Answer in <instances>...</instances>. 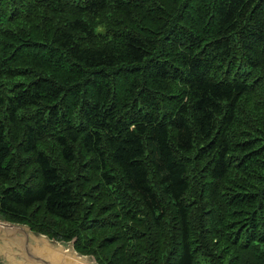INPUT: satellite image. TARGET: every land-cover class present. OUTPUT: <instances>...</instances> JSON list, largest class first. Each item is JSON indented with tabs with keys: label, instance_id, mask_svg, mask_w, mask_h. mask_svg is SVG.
<instances>
[{
	"label": "trees",
	"instance_id": "1",
	"mask_svg": "<svg viewBox=\"0 0 264 264\" xmlns=\"http://www.w3.org/2000/svg\"><path fill=\"white\" fill-rule=\"evenodd\" d=\"M0 214L98 264H264V0H0Z\"/></svg>",
	"mask_w": 264,
	"mask_h": 264
},
{
	"label": "water",
	"instance_id": "2",
	"mask_svg": "<svg viewBox=\"0 0 264 264\" xmlns=\"http://www.w3.org/2000/svg\"><path fill=\"white\" fill-rule=\"evenodd\" d=\"M0 264H98L75 250L74 242L50 239L0 214Z\"/></svg>",
	"mask_w": 264,
	"mask_h": 264
}]
</instances>
